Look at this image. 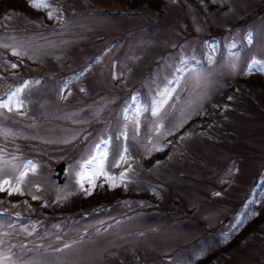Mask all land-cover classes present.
<instances>
[{
    "label": "rangeland",
    "instance_id": "obj_1",
    "mask_svg": "<svg viewBox=\"0 0 264 264\" xmlns=\"http://www.w3.org/2000/svg\"><path fill=\"white\" fill-rule=\"evenodd\" d=\"M48 3L0 0V261L264 264V0Z\"/></svg>",
    "mask_w": 264,
    "mask_h": 264
},
{
    "label": "snow or ice",
    "instance_id": "obj_2",
    "mask_svg": "<svg viewBox=\"0 0 264 264\" xmlns=\"http://www.w3.org/2000/svg\"><path fill=\"white\" fill-rule=\"evenodd\" d=\"M29 3H30L32 6L36 7V8H40V7L48 8V7H50V5H49V3H48V0H29ZM48 14H49V16H51V15H52V12L49 11ZM14 54H16V53H14ZM258 63H261V62H260V61L253 60V61H252V64L249 65V69H251L253 66H255V65L258 64ZM13 67H15V65H13ZM231 67H232L233 70H235L236 65H235V64H232ZM261 70L264 71V68H262ZM178 71H179V69H178ZM25 87H27V85H25ZM23 91H24V88H17V89L15 90V92H12V93L7 97L6 100H0V108H8V109L11 111V106L13 105V103H15L16 106H18V107H19V106H22L21 101L18 99V97H19L20 93L23 92ZM171 91H172L171 89L165 88L164 91L161 92L160 95H161V96H167V95H170ZM164 102H165L164 100H161V101H160V104H163ZM157 110H158V108L153 109V114H155ZM137 111H138V110H137ZM135 123L138 124L139 121L137 120V121H135ZM105 143H106V142H105ZM96 147L99 148L100 145H96ZM106 157H107V153H106V152L103 153L99 158L96 157V156H92L90 159H86V160L84 161V163L81 164L80 167H81V169L83 170V168H84L86 165H87V166L96 165V164H97V161L99 160L98 171L103 172V163H104ZM124 159H125V157H124L123 155H121V156L119 157V160H120V161H123ZM28 166H32L33 169H34V165H32L31 161L27 162V164L25 165V167H28ZM116 166H118V163H116ZM104 174L107 175L106 173H104ZM24 175H25V173L22 172V173H21V179L23 178ZM77 175L82 176V175H83V171H81L80 173H77ZM124 175H125V173H121V178H123ZM109 179H114V178L110 177ZM5 183H7V181H5ZM81 186H82V185H81ZM112 186H115V185L113 184ZM0 190H2V189H0ZM15 190H16V191H19L18 188L15 189ZM88 194L90 195L91 193H88ZM33 198L35 199L36 197H33ZM65 247H68V245H65ZM0 264H3V262L0 261Z\"/></svg>",
    "mask_w": 264,
    "mask_h": 264
},
{
    "label": "water",
    "instance_id": "obj_3",
    "mask_svg": "<svg viewBox=\"0 0 264 264\" xmlns=\"http://www.w3.org/2000/svg\"><path fill=\"white\" fill-rule=\"evenodd\" d=\"M64 166L65 162L60 161L54 165L53 171L51 173L52 178H54L58 183L62 182L64 178Z\"/></svg>",
    "mask_w": 264,
    "mask_h": 264
},
{
    "label": "trees",
    "instance_id": "obj_4",
    "mask_svg": "<svg viewBox=\"0 0 264 264\" xmlns=\"http://www.w3.org/2000/svg\"><path fill=\"white\" fill-rule=\"evenodd\" d=\"M222 105L227 107L230 110H233V111H236V112H240V108L239 107H237L235 105H231V104H229V102H227L225 104H222ZM194 120H195V118H194ZM192 121L193 120H190L185 126L190 125L192 123ZM112 196L116 198L118 195L117 194L115 195V193H114V195H112ZM262 211L264 212V209H260V208H257L256 211H255L256 214H259V217H258L259 219L262 218V216H263V212Z\"/></svg>",
    "mask_w": 264,
    "mask_h": 264
}]
</instances>
